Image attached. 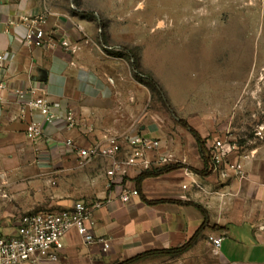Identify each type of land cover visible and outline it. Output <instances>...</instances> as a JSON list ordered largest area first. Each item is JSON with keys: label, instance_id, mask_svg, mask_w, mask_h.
<instances>
[{"label": "crops", "instance_id": "0c3cea01", "mask_svg": "<svg viewBox=\"0 0 264 264\" xmlns=\"http://www.w3.org/2000/svg\"><path fill=\"white\" fill-rule=\"evenodd\" d=\"M63 4V0H0V56L10 55L3 63L5 81L11 89L45 98L56 117L49 124L38 112H31L29 118L41 125V135L32 143L25 137L26 121L18 117L15 101L7 98L0 109V237L13 236L23 215L55 214L76 201L87 205L98 202L91 211L92 234L108 243V249L103 250L97 242L86 245L70 230L63 236L58 260L36 264H119L142 253L179 248L200 226V236L178 256L158 254L131 264H264V132L263 142L249 149L253 157L228 155V160L241 164L242 177H221L210 168L205 175L198 174L203 162L190 135L191 162L167 165L169 170L136 182L143 171L162 168H156V158L158 154L170 155L165 142L158 154L146 155L149 169L133 166L126 175L117 176L109 189L102 188L99 181L106 180L109 160L94 158L80 165L76 154L64 145L71 139L75 146L88 148L116 137L122 148L118 158L123 159L128 152L125 138L136 129L137 112L131 102L120 99L117 80L128 87L122 78L126 71L118 65V58L104 60L93 21L86 14L67 11ZM42 14L48 45L35 47L26 30L30 19ZM64 40L68 48L60 45ZM68 113L75 123L71 129L65 122ZM136 131L155 138L143 126ZM203 142L208 153L210 143ZM77 167L96 172L98 188L94 181L90 191L83 190L81 196L71 192L66 185L74 180ZM10 173L15 176L9 178ZM29 173L27 185L23 177ZM38 174L50 178L41 181ZM8 186L20 193L4 197ZM42 187L46 201L39 190ZM29 189L35 196H24ZM123 189L136 190L137 195L123 203L119 198ZM24 199L36 202L28 205ZM209 236L222 239L219 249L208 243Z\"/></svg>", "mask_w": 264, "mask_h": 264}, {"label": "rangeland", "instance_id": "374dc122", "mask_svg": "<svg viewBox=\"0 0 264 264\" xmlns=\"http://www.w3.org/2000/svg\"><path fill=\"white\" fill-rule=\"evenodd\" d=\"M63 1L67 11L93 21L104 60L118 58L123 65L122 78L129 86L117 80L120 99L135 108L136 129L143 126L162 144L169 143L172 162L167 165H186L192 159V138L180 121L207 144L219 135L236 146L241 159L253 157L249 149L263 142L264 132V0ZM77 168L66 187L81 196L90 191L97 173ZM47 176L37 178L45 181ZM99 181L102 188L113 185ZM39 190L46 201L45 187ZM24 192L27 197L36 193ZM5 193L10 198L20 191L8 186Z\"/></svg>", "mask_w": 264, "mask_h": 264}, {"label": "built area", "instance_id": "2783aa9c", "mask_svg": "<svg viewBox=\"0 0 264 264\" xmlns=\"http://www.w3.org/2000/svg\"><path fill=\"white\" fill-rule=\"evenodd\" d=\"M31 26L26 30L27 39L35 47L48 45L43 26L46 23L44 14L30 19ZM50 42V41H49ZM51 44H53L51 42ZM62 47L68 48L67 41H61ZM10 60V55L0 56V109L5 104L7 98L11 97L18 106L19 118L26 121L25 137L28 141L35 143L41 135V125L31 120V112H38L44 120L51 124L55 119L49 110V103L45 98L32 96V91L11 89L5 81L6 68L4 62ZM86 85V81L83 83ZM29 118V120L27 119ZM28 120V121H27ZM67 128L74 127V120L70 113L65 117ZM262 127L257 129L256 136L261 137ZM128 152L123 159L118 158L122 150L120 139L109 137L103 144H94L88 148H80L73 144L71 139H66L64 145L74 152L79 159V164L88 163L94 158L109 160V167L106 170V180L114 182L117 176L126 175L127 171L136 165L142 169H149L151 163L146 159V155L158 154L162 147V142L157 138L145 137L136 131L130 130L125 138ZM237 153L236 146L230 145L224 138H213L210 141L208 157L210 158L209 168L216 171L221 177L233 175L242 177V166L238 161L228 160L229 154ZM156 168L163 167L172 162V157L168 154L157 155ZM136 196V190L123 189L120 193V201L127 202L129 196ZM99 203L87 205L81 201H76L65 210L55 214H30L20 217L15 234L11 237H0V264H36L39 260L56 262L58 253L62 249V240L66 232L73 230L81 241L90 245L101 243L103 250H107L109 245L102 239H95L92 234L94 220L91 215L93 208H97ZM208 243L219 249L222 239L209 236Z\"/></svg>", "mask_w": 264, "mask_h": 264}, {"label": "trees", "instance_id": "16d2710c", "mask_svg": "<svg viewBox=\"0 0 264 264\" xmlns=\"http://www.w3.org/2000/svg\"><path fill=\"white\" fill-rule=\"evenodd\" d=\"M133 66V65H132ZM134 69L135 66H134ZM137 70V69H136ZM145 76V80L146 82L151 85V86H156L154 80L151 78V76L149 75H144ZM180 125H182L184 128H186L189 132V134L192 136V138L195 140L197 146H198V149H199V153L201 155V158H202V162H203V166H202V169L200 171H197L198 174L200 175H205L207 172H208V168H209V165H210V158L208 157V153H206V149L204 147V142L201 140V138L199 137V135L192 129V128H189L187 126V124L183 121H180L179 122ZM170 167H162L161 169L159 170H155V171H143L142 173H140L137 177H136V182H139L145 178H148L150 176H153V175H156V174H159L160 172H162L163 170L166 171V170H169ZM203 230V226H200V228L196 231V233L194 234V236L192 237V239H190V241H188L185 245L179 247V248H176V249H170V250H167V251H162L161 253L160 252H146V253H142L141 255L139 256H136L132 259H129V260H126V261H123L119 264H131L133 262H136L138 260H141V259H144V258H147L149 256H155V255H158V254H162V255H166L168 257H175V256H178L179 254L185 252L186 250H188V248H190V246L197 240V238L200 236L201 232Z\"/></svg>", "mask_w": 264, "mask_h": 264}]
</instances>
